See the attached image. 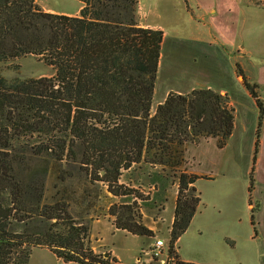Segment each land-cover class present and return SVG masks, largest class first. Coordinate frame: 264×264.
Listing matches in <instances>:
<instances>
[{
  "label": "trees",
  "instance_id": "1",
  "mask_svg": "<svg viewBox=\"0 0 264 264\" xmlns=\"http://www.w3.org/2000/svg\"><path fill=\"white\" fill-rule=\"evenodd\" d=\"M77 1L81 10L70 17L36 0H0V64L32 55L53 71L11 81L0 73V264H27L42 247L64 263L110 264L89 248V228L73 220L65 199L45 202L48 179L73 177L66 167L121 199L109 215L134 235L151 232L133 222L127 187L161 195L176 183L168 252L188 264L174 252L200 204L198 177L181 171L186 147L212 138L223 149L234 110L227 96L198 89L171 93L152 112L163 32L138 24V0ZM244 86L259 112L255 159L264 106ZM124 174L134 181L122 184Z\"/></svg>",
  "mask_w": 264,
  "mask_h": 264
},
{
  "label": "rangeland",
  "instance_id": "2",
  "mask_svg": "<svg viewBox=\"0 0 264 264\" xmlns=\"http://www.w3.org/2000/svg\"><path fill=\"white\" fill-rule=\"evenodd\" d=\"M39 1L43 4L50 2V0ZM168 2L170 7L161 9L159 14L165 22V27L169 29L167 28V37L161 47L152 112L171 93L188 95L193 90L211 89L222 96H227L229 107L234 110V126L236 122L235 110L238 111L237 121L242 126L243 118L247 117L246 110L251 111L252 108L250 103L252 97L244 86L245 82L254 86L259 101V98L261 100L263 98L262 90L256 81L259 69L264 66V0H229L234 5L237 4L241 10V13L236 16L223 14V27L227 28V33L230 32L232 35L233 28L236 32L235 37L228 38L229 41L231 40L230 43L228 40L226 42L225 39H220L213 29L210 30L211 38L209 40H205V37L202 38V41L195 43L181 40L178 37H183L186 33L177 36L170 31H173L171 29L174 24L178 25L179 20L176 21L175 19L183 18V15L173 0H168ZM73 3L71 0L68 2L66 0V4L70 8ZM230 7H232L231 4ZM191 15L195 19L197 18L192 13ZM151 18L154 19L152 16ZM137 22L140 23L139 20ZM200 28L204 27L200 26ZM206 35H208L207 29ZM0 73L5 79L11 81L50 76L53 71L40 62L37 57L29 55L8 64H0ZM250 117L252 119L251 114L247 117L248 124L251 121ZM244 138L254 137L250 133ZM206 140L216 142L215 139L206 138L199 143L187 145L181 171L191 175H193L192 171H196L202 175L214 177L212 181H200L198 183L199 179L207 177L197 176L198 179L194 183V196L200 199V204L195 212V214L197 213L196 220L201 222L203 215H207L210 221L217 220L219 216L223 221V176L220 170L223 167V149L216 151L209 145L202 147L198 152L201 156L200 161L194 157L192 150L194 146ZM231 146V149L229 148L224 155L226 158L228 157L231 163L236 164L235 167L241 172V182L237 184V193L232 198L239 200L242 195L245 205L251 199L254 186L252 183V188L249 191L246 189L247 185L250 188L251 177L253 181L252 173L250 178L246 176L249 153H243L242 149L240 150V147L237 146L236 140L234 145L231 142ZM218 161H222L219 167L213 163ZM228 166H231L230 163ZM65 169L73 177L62 185H57L51 178L48 179L45 202L50 203L65 199L73 220L82 222L89 228L87 245L92 252L97 256H102V259L110 257V264L118 263L112 257L111 250L124 253L128 255L129 259L137 256L134 264H160V260L151 259L145 256V253L150 250L156 240H163L169 248L170 231L174 221L178 195L177 184L170 185L161 195L158 189L155 190L152 187L142 189L135 186L127 187L132 190L128 205L133 213V222L151 232V235H134L126 230L117 229L116 218L109 215L113 209L119 210L122 207L121 199L110 195L101 183H92L77 168L66 167ZM133 176L134 174H124L121 183L127 185L128 182H133ZM129 179L131 180L129 181ZM245 213L248 214L246 209ZM202 242L208 246L211 253L219 252L221 241L216 235H212V232L204 233L202 237H198V243ZM174 252L176 254V243ZM29 261L30 264H77L60 263L49 249L43 247L32 249L27 264ZM85 261L91 263L90 260Z\"/></svg>",
  "mask_w": 264,
  "mask_h": 264
},
{
  "label": "crops",
  "instance_id": "3",
  "mask_svg": "<svg viewBox=\"0 0 264 264\" xmlns=\"http://www.w3.org/2000/svg\"><path fill=\"white\" fill-rule=\"evenodd\" d=\"M71 1L75 3H73L71 8L66 4V0H50L49 3L45 4L36 0V3L44 12L75 17L81 10V4L77 0ZM173 1L180 8L183 18L175 19L176 21L179 20L178 25L174 24L171 29L173 31L170 32L175 33L177 36L186 33L183 35L184 38L178 37L181 40L193 41L194 43L202 41L203 37H205V40H209L211 38V29L220 39H225L226 42L228 40V43L231 41L229 39L235 37L234 28L232 35H230V32L227 33V28L223 27V14H233L234 16L240 14L241 10L237 4L234 5L229 0ZM230 4L232 7H230ZM165 7H170L168 0H138L137 20H139L140 26L162 31L164 33L163 41L166 40L169 28L165 27V22L159 14L161 13L160 10L165 9ZM191 13L197 18L192 17ZM200 26L204 28H200ZM202 29L205 30L202 31ZM206 29L208 35H206ZM256 82L262 90L263 98L262 100L261 98L259 99L264 106V66L259 69ZM250 101L251 111L246 110L247 117L249 114L252 115V119L250 117L251 121H249L250 124H248L246 117L243 118L241 126L237 121L238 111L235 110L236 122L234 131L223 148V167L222 169L220 168L223 176V221H221V216L217 220L210 221L207 215H203L202 221L199 222L196 220V213L187 231L176 242V257L178 261L188 264H264V117L259 131L260 139L258 141L257 154L254 159L259 112L255 100L252 98ZM250 133L254 138H244ZM235 140L243 153H249L246 176L250 178V174L252 173L253 175L252 196L245 205L242 195L239 200L232 198L237 193V184L241 182V172L235 167L236 164L231 163L228 157L226 158L224 155L229 148L231 149V142L234 145ZM208 145L216 151H222L217 148L214 140L202 141L199 145L192 148L194 157L198 158V161L201 160V156L198 154L199 150ZM228 162L231 165L230 167ZM213 163L219 167L222 161ZM191 173L199 177H207L199 179L198 183L214 179L212 176L202 175L196 171ZM246 189L249 191V185H247ZM245 209L248 214L245 213ZM208 232H212V235H216L218 240L221 241L218 253H211V250L207 245H204V242L198 243V237H202L204 233ZM110 252L112 257L117 260V264H134L137 259V256L129 259L128 255L116 250H111ZM57 260L63 263L62 260L58 258Z\"/></svg>",
  "mask_w": 264,
  "mask_h": 264
},
{
  "label": "built area",
  "instance_id": "4",
  "mask_svg": "<svg viewBox=\"0 0 264 264\" xmlns=\"http://www.w3.org/2000/svg\"><path fill=\"white\" fill-rule=\"evenodd\" d=\"M145 256L160 260V264L174 263V258L169 255L168 248L163 240H156ZM165 258V260H163Z\"/></svg>",
  "mask_w": 264,
  "mask_h": 264
},
{
  "label": "water",
  "instance_id": "5",
  "mask_svg": "<svg viewBox=\"0 0 264 264\" xmlns=\"http://www.w3.org/2000/svg\"><path fill=\"white\" fill-rule=\"evenodd\" d=\"M103 174V173H102Z\"/></svg>",
  "mask_w": 264,
  "mask_h": 264
}]
</instances>
